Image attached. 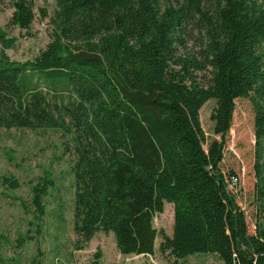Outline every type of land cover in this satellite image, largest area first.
I'll use <instances>...</instances> for the list:
<instances>
[{
  "label": "trees",
  "instance_id": "1",
  "mask_svg": "<svg viewBox=\"0 0 264 264\" xmlns=\"http://www.w3.org/2000/svg\"><path fill=\"white\" fill-rule=\"evenodd\" d=\"M7 2L10 23L28 30L33 0ZM50 22L52 39L25 61L7 54L17 37L0 26V128L71 137L78 239L112 233L120 254L152 255L153 219L169 203L174 231L162 235L161 253L184 257L187 242L215 233L223 264H264V0H56ZM193 31L197 56L185 51ZM196 70L209 74L205 84ZM33 76L67 89L66 102L51 101ZM238 98L254 111L252 232L236 200L240 176L221 170L224 140L207 142L199 120L205 103L219 101L224 134ZM0 184L18 188L13 177ZM44 188L34 187L40 210ZM101 255L88 264H101Z\"/></svg>",
  "mask_w": 264,
  "mask_h": 264
},
{
  "label": "rangeland",
  "instance_id": "2",
  "mask_svg": "<svg viewBox=\"0 0 264 264\" xmlns=\"http://www.w3.org/2000/svg\"><path fill=\"white\" fill-rule=\"evenodd\" d=\"M33 2L35 19L32 25L28 30H19L10 23L12 8L7 0H0V26L10 36L17 37L15 46L6 51L11 59H33L52 39L50 18L56 9V0ZM40 9H44L47 16L43 17ZM199 44L198 34L193 31L186 38L185 51L197 56ZM195 75L199 84H205L209 77L204 70H196ZM31 80L32 84L38 83L51 101L66 102L67 89L53 91L51 83L47 85L35 76ZM226 114L219 101L210 100L201 107L199 120L207 142L224 140L221 170L225 173L232 170L240 176L236 200L244 209L252 232L256 220L252 205L253 163L257 150L260 161H264V138L256 150L254 111L249 99H235L229 129L223 134ZM73 148L71 137L57 129L0 128V177H13L18 181L16 189L0 184V264H88L97 249L101 250V264H223L215 254L218 245L215 233H209L204 240L187 242L184 249L190 253L181 258L159 251L162 235L172 236L174 231V211L169 203L164 204L163 212L153 219L158 234L152 255H122L116 248L113 234L102 231L83 244L72 228ZM41 185L45 188L40 210L34 205L33 197L34 187ZM79 245H83L82 248H78Z\"/></svg>",
  "mask_w": 264,
  "mask_h": 264
},
{
  "label": "built area",
  "instance_id": "3",
  "mask_svg": "<svg viewBox=\"0 0 264 264\" xmlns=\"http://www.w3.org/2000/svg\"><path fill=\"white\" fill-rule=\"evenodd\" d=\"M234 183V182H233Z\"/></svg>",
  "mask_w": 264,
  "mask_h": 264
}]
</instances>
